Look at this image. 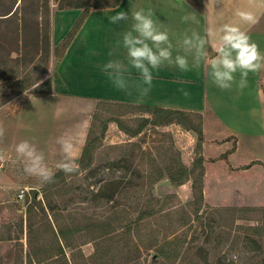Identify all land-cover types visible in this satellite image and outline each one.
I'll return each instance as SVG.
<instances>
[{"label": "rangeland", "instance_id": "374dc122", "mask_svg": "<svg viewBox=\"0 0 264 264\" xmlns=\"http://www.w3.org/2000/svg\"><path fill=\"white\" fill-rule=\"evenodd\" d=\"M9 1L0 0V9ZM48 2L51 12L56 0ZM36 4L27 0L25 7ZM10 25L0 31V106L48 91L59 60L47 53L44 31L39 54L33 32L27 49L11 53ZM95 116L91 164L79 162L78 174H64L29 214V191L24 201L0 208V264H264V207L227 192V175L245 170L227 172L232 142L205 134L199 116L191 120L202 137L179 117L149 110L102 104ZM112 181L122 186L110 199L103 187Z\"/></svg>", "mask_w": 264, "mask_h": 264}, {"label": "crops", "instance_id": "0c3cea01", "mask_svg": "<svg viewBox=\"0 0 264 264\" xmlns=\"http://www.w3.org/2000/svg\"><path fill=\"white\" fill-rule=\"evenodd\" d=\"M141 9H151L161 30L169 32L174 57L185 55L182 40L193 32L207 41L206 50L210 57L214 56L212 47L219 46L218 29L225 23L239 24L264 53V0H203V12L188 0H122L117 7L91 9L50 70L48 91L22 95L0 106V208L19 203L21 189H27L28 194L36 191L41 199L48 184L25 176L15 145L23 140L35 143L55 170L64 158L57 138L70 136L75 141L79 163L94 124V113L102 104L202 117L205 134L234 144L227 172L245 168L238 178L226 173L231 190L228 194H241L248 205L264 207V70L249 73L244 88L238 86L237 74L232 88L221 90L210 82L204 60L199 68L188 72H181L175 65L165 66L154 73L148 95L142 96V80L130 68L129 89L118 90L101 66L110 60L124 61L127 66L122 37L131 30V11ZM116 11H129L128 21L109 23L108 16ZM237 11L253 13L255 23L242 22L235 15ZM83 13L78 8L60 9L54 2L50 51L55 52L68 40ZM185 15H195L197 22H182ZM209 32L213 35L209 36ZM187 58L190 66L195 64L194 51ZM185 91L188 95H184ZM21 209L23 217L26 207Z\"/></svg>", "mask_w": 264, "mask_h": 264}, {"label": "clouds", "instance_id": "9594fccd", "mask_svg": "<svg viewBox=\"0 0 264 264\" xmlns=\"http://www.w3.org/2000/svg\"><path fill=\"white\" fill-rule=\"evenodd\" d=\"M235 15L242 22L255 23V16L251 12L237 11ZM128 19L129 11H116L114 15L108 16L109 23L113 25L121 21L127 22ZM131 19V30L125 32L122 37V47L127 53V66L121 60H110L101 66V71L118 90L129 89L130 68L135 69L142 80V96L148 95L154 73H158L165 66L175 65L181 72H188L199 68L201 60H204L207 62L210 82L221 90H230L236 82L237 74L240 76L238 86L244 88L247 86L249 73L264 70V53L239 24L225 23L218 29L219 46L212 47L214 56L210 57L209 51L206 50L207 41L193 32L190 36L185 35L182 40L185 55L174 57L169 32L161 30L151 9L131 11ZM181 20L184 23L197 22L195 15H185ZM208 35L212 36L213 33L209 32ZM193 51L196 62L190 66L187 54ZM184 95L188 93L185 91ZM56 142L60 145L64 158L56 164L55 170L48 164L44 151L35 143L23 140L15 145L16 158L23 164L26 177L36 178L46 184L54 181L57 170L66 175L79 173L74 139L61 136Z\"/></svg>", "mask_w": 264, "mask_h": 264}, {"label": "trees", "instance_id": "16d2710c", "mask_svg": "<svg viewBox=\"0 0 264 264\" xmlns=\"http://www.w3.org/2000/svg\"><path fill=\"white\" fill-rule=\"evenodd\" d=\"M19 0H10L9 4L6 3L3 8L0 9V31L1 29L6 26V24H11V29H9V38L12 41V46L13 50L11 53H20L22 49H27L29 46V36L28 32H33L35 35L30 38V43L32 40V43L34 47L37 50V53L39 54L40 52V43H41V37H42V32L44 31L45 39L43 40V43L46 45L44 48L50 52V7H49V2L46 0L45 3H43V6H39V1L35 0L37 4L29 11H27L25 7V2L27 0H21V6L18 5ZM122 0H116L113 3H106V2H100L99 0H87V1H74V0H56L58 2L60 9H66V8H78L83 10V16L72 31L71 35L69 36L68 40L60 47L56 49V54H58L59 57H61L62 52L65 50V48L69 45L73 37L75 36L76 32L82 25L84 19L86 16L89 14L91 9H100L103 7H117ZM190 1L200 12H203V0H188ZM17 6V7H16ZM40 20H45L46 23V28L45 30L42 29L43 23L40 22ZM46 31V33H45ZM5 73H2L1 77H4ZM157 114L161 115H167V116H177L181 120L178 121L177 123L182 125L187 131H194L197 132L200 137L203 136V133L201 129L194 128V122L191 120V115L185 114L183 112H175V111H166V110H160L157 109L155 110ZM95 119L94 118V124L92 125V129L90 131L89 137H88V142L86 144V148L84 150L80 165L82 167H87L88 165L86 164V160H88V163L91 164L92 161V154L94 150V144L95 140H92V133H93V128H95ZM108 129V124H104V131H103V136L106 135ZM65 173L62 171L58 172L55 175L54 181L50 182L46 185L44 188L45 190H51L55 186L61 184L64 182L63 176ZM122 186V182L120 181H112L105 183L103 187V191L108 193H111L110 199L114 198L116 193H118L120 187ZM38 197L39 194L38 192H33V203H31L28 206L27 212H31L34 208V204L38 203ZM60 232V233H59ZM59 234L63 236L65 239V232L63 231V228H59ZM57 236V235H56ZM56 240L58 241V237H56ZM65 251V246H61L60 250L58 251L59 253L64 254Z\"/></svg>", "mask_w": 264, "mask_h": 264}, {"label": "built area", "instance_id": "2783aa9c", "mask_svg": "<svg viewBox=\"0 0 264 264\" xmlns=\"http://www.w3.org/2000/svg\"><path fill=\"white\" fill-rule=\"evenodd\" d=\"M27 192H28V190L27 189H21L20 191H19V200H22V201H24L25 200V197H26V195H27Z\"/></svg>", "mask_w": 264, "mask_h": 264}, {"label": "water", "instance_id": "95a60500", "mask_svg": "<svg viewBox=\"0 0 264 264\" xmlns=\"http://www.w3.org/2000/svg\"><path fill=\"white\" fill-rule=\"evenodd\" d=\"M162 185H164V186H170L171 184H170V182H164V183H162Z\"/></svg>", "mask_w": 264, "mask_h": 264}]
</instances>
